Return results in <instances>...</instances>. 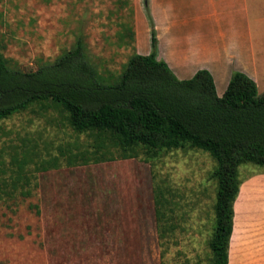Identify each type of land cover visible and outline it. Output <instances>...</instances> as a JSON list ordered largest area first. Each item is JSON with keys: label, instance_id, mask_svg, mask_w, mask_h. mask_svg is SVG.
I'll list each match as a JSON object with an SVG mask.
<instances>
[{"label": "rangeland", "instance_id": "obj_1", "mask_svg": "<svg viewBox=\"0 0 264 264\" xmlns=\"http://www.w3.org/2000/svg\"><path fill=\"white\" fill-rule=\"evenodd\" d=\"M123 1L0 0V51L11 66L35 71L84 33L91 61L104 75L118 76L137 51V11L147 4ZM250 4L253 27L264 31V0ZM258 41L264 44V32ZM263 86L264 79L260 96ZM89 144L57 110L38 105L0 122V163L8 167L30 150L31 169L40 156L59 157L62 164L34 171L30 195L0 197V264H211L217 182L210 175L217 163L208 152L179 149L150 162L69 166L67 157L91 150ZM240 174L230 262L264 264L255 263L264 256V166L244 164ZM157 186L174 216L175 229L165 242L157 230Z\"/></svg>", "mask_w": 264, "mask_h": 264}, {"label": "trees", "instance_id": "obj_2", "mask_svg": "<svg viewBox=\"0 0 264 264\" xmlns=\"http://www.w3.org/2000/svg\"><path fill=\"white\" fill-rule=\"evenodd\" d=\"M128 5L124 0L123 6ZM150 20L151 53L134 51L118 76L104 75L91 61L84 33L70 50L35 71L11 66L0 51V122L37 105L57 110L92 148L69 155V166L137 158L150 162L179 149L208 152L217 163L210 175L217 182L211 264H229L235 203L243 182L240 167L264 166V94L241 71L234 72L221 97L208 70L178 79L158 59ZM30 153L26 150L20 161L14 156L8 167L0 163V197L15 191L26 197L37 183L34 171L62 166L59 157L40 156L31 169ZM154 197L158 236L165 242L175 229L171 202L160 186Z\"/></svg>", "mask_w": 264, "mask_h": 264}, {"label": "crops", "instance_id": "obj_3", "mask_svg": "<svg viewBox=\"0 0 264 264\" xmlns=\"http://www.w3.org/2000/svg\"><path fill=\"white\" fill-rule=\"evenodd\" d=\"M146 6L149 15L146 7L141 14L137 11L142 16L135 26L137 53L152 51L151 18L158 59L178 79L189 80L199 70H208L221 97L234 72L241 71L260 88L264 44L258 39L264 31L253 27L250 0H147ZM256 259L255 263H264V256Z\"/></svg>", "mask_w": 264, "mask_h": 264}]
</instances>
